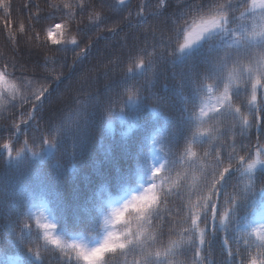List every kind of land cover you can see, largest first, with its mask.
Wrapping results in <instances>:
<instances>
[{
    "label": "snow or ice",
    "instance_id": "1",
    "mask_svg": "<svg viewBox=\"0 0 264 264\" xmlns=\"http://www.w3.org/2000/svg\"><path fill=\"white\" fill-rule=\"evenodd\" d=\"M32 6L19 31L34 34L0 66V97L13 101L0 123V255L16 253L4 264H51L50 249L55 264H264V0H156L150 13L137 6L136 23L125 0H52L43 19L53 22L39 28L43 9ZM0 8L10 16L11 0ZM69 51L65 67L59 54ZM26 80L36 90L18 101ZM114 120L127 139L107 134ZM140 133L137 173L147 169V182L126 199L101 184L93 238L68 212L82 196L84 158L106 142L112 160L113 141L123 147ZM57 153L79 170L50 164ZM187 249L191 260L178 259Z\"/></svg>",
    "mask_w": 264,
    "mask_h": 264
},
{
    "label": "trees",
    "instance_id": "2",
    "mask_svg": "<svg viewBox=\"0 0 264 264\" xmlns=\"http://www.w3.org/2000/svg\"><path fill=\"white\" fill-rule=\"evenodd\" d=\"M29 0H11V14L7 16L3 10L0 8V66H2L5 60H11V51L10 49L16 45L18 42L21 47H24L28 44L29 38L34 34V29L30 28L28 31L24 33H20L19 25L23 22L27 26L31 21L29 20L30 12L29 9H26L24 6L28 4ZM52 3V0H32L31 12L35 13L37 11L34 5H39L43 12L41 13V20L39 24L34 25V28H39L41 26L46 27L53 21L43 19L44 16L50 11L46 7V4ZM145 4L146 12H152L156 7V0H130L125 7H131L133 11V23L137 22V17L135 16V12L137 11V6L139 4ZM10 19L12 22L11 27H6L5 20ZM81 23V18L77 17L75 21H73L72 32L68 34L69 38L71 35H75V26ZM111 26V25H109ZM95 33H92V39H95ZM14 37V39H13ZM79 39V36L77 37ZM84 43H87L85 39L81 42L80 47L84 46ZM79 48L76 49L79 52ZM50 60L48 64L50 67L56 66L58 69V65L56 64L57 57L52 53H48ZM60 56L66 55L67 59L64 61L65 67L68 64L72 63V60L75 56V53L69 51L68 53H60ZM147 59V57H145ZM136 60L135 58L131 61L125 59L124 63L120 65V74L123 75L128 67H134ZM59 70V69H58ZM150 75V74H149ZM75 74H73L72 80H75ZM147 77H140L138 82H143ZM164 80L162 79L158 87H162ZM69 85V81H65L62 83L59 88L54 92V98L61 93H64ZM37 86H34L26 80L23 86L20 88V93L18 96V101L22 100L25 95H27L30 91L36 90ZM55 88V85H54ZM13 101L9 97H0V123L3 122V117L9 116L13 111ZM61 113H57L60 115ZM151 115V114H149ZM23 118H27L26 114ZM163 121H161V125ZM231 120L222 121L220 127L226 129L230 126ZM105 131L107 132V125H105ZM136 131V129H133ZM127 132V125H121L118 120L113 121V132H108L109 136L115 134L117 137L121 139H127L122 134ZM131 135V133L129 134ZM143 133H140L137 137L132 138L128 141L126 146L121 147L118 141H113V145L115 146V153L112 160H108L105 158V154L107 153L109 146L106 142H102L96 146L97 149L91 150L86 154L83 161V170H82V180H81V191L82 196L80 197V201L76 204V206L68 209L69 219L74 220L76 217H79L82 221V225L85 229L92 233V237L99 235L98 223L102 219L99 213L96 211L95 205L99 203L95 199V192L99 189L101 184H107L108 193H110L113 197H122L126 199L128 196L133 194V192L138 191L141 183L147 182L148 170L144 169L142 173H137V160L135 158L136 145L139 139H141ZM7 139V134L4 135V139H0V144ZM24 137H21L20 143L16 144V148L19 149L23 144ZM223 139V138H222ZM219 142V141H217ZM165 148H167V141L161 142ZM29 146H33L32 141H29ZM68 145L66 144V148ZM208 147L207 143L203 145V147L197 148L196 150L200 153L203 158V152ZM243 154V153H241ZM157 158V162H159V158L164 156V153L157 150L153 154ZM6 156V153L0 151V167L3 166V157ZM206 161L209 158H204ZM59 162L62 169L67 170L71 168L74 164L76 165L77 170H79V163L72 161L63 153H57L55 158L50 160V164H56ZM176 168L178 171H183L184 169L177 162ZM238 179H243V177H239ZM166 178V177H165ZM241 187L243 185L241 184ZM184 191H187V185L185 186ZM92 196L93 200L91 204L84 205L83 201L86 197ZM106 193H101L102 198H106ZM122 202V201H121ZM172 207V205H169ZM40 208H34L33 211H41ZM47 214V213H45ZM248 219H252L251 215H249ZM34 227V226H33ZM84 231V230H82ZM84 234H87L86 232ZM42 243V241H41ZM255 252V249H253ZM16 255L15 252H10L5 255H0V264H4L5 261L8 260L9 256L14 257ZM218 255V252L216 253ZM55 256L56 253L54 250H49L44 253L45 261H51V264H55ZM192 258V252L190 249H187L183 255L178 257L180 260L190 261Z\"/></svg>",
    "mask_w": 264,
    "mask_h": 264
},
{
    "label": "rangeland",
    "instance_id": "3",
    "mask_svg": "<svg viewBox=\"0 0 264 264\" xmlns=\"http://www.w3.org/2000/svg\"><path fill=\"white\" fill-rule=\"evenodd\" d=\"M129 2V0H125V4H127Z\"/></svg>",
    "mask_w": 264,
    "mask_h": 264
}]
</instances>
